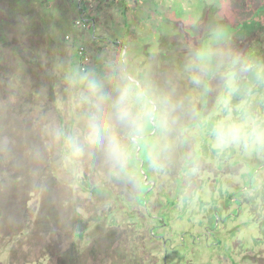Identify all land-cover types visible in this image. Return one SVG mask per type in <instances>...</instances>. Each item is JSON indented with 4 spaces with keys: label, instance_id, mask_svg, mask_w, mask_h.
Here are the masks:
<instances>
[{
    "label": "rangeland",
    "instance_id": "rangeland-1",
    "mask_svg": "<svg viewBox=\"0 0 264 264\" xmlns=\"http://www.w3.org/2000/svg\"><path fill=\"white\" fill-rule=\"evenodd\" d=\"M78 1L0 0V264H164L148 212L166 264H264V170L237 229L214 213L264 162V0H83L98 28L76 26ZM128 78L167 102L140 169L90 137L98 116L138 155L112 111ZM219 122L239 137L218 143ZM208 222L228 239L179 237Z\"/></svg>",
    "mask_w": 264,
    "mask_h": 264
},
{
    "label": "clouds",
    "instance_id": "clouds-1",
    "mask_svg": "<svg viewBox=\"0 0 264 264\" xmlns=\"http://www.w3.org/2000/svg\"><path fill=\"white\" fill-rule=\"evenodd\" d=\"M86 7L84 12L81 13L83 18L76 21V26L79 28H88V25L89 27L94 26L91 19L87 18L90 12H87ZM81 21L87 22L86 27H81L77 24ZM88 22L90 23L88 24ZM81 56L82 60L85 61L86 56H84L83 52ZM89 86L94 91H99L93 82H89ZM98 99L103 103L105 97L100 94ZM112 111L120 127L126 131L129 142L134 145L145 140L149 125L160 132L166 131L169 126L167 102L163 98L153 96L138 81L132 78H128L126 85L119 89L118 96L112 101ZM89 129L92 143L104 146L107 158L115 166L126 167L128 165L132 158L128 146L122 142L118 135L113 134L109 128L103 127L99 122L98 116L90 118ZM212 134L218 143L223 144L229 140L237 139L240 132L235 127H229L226 122H219L213 127ZM68 143L73 154L82 152L83 149L78 140L69 139ZM152 157L153 153H149L150 160ZM144 178L147 179V176Z\"/></svg>",
    "mask_w": 264,
    "mask_h": 264
},
{
    "label": "flooded vegetation",
    "instance_id": "flooded-vegetation-1",
    "mask_svg": "<svg viewBox=\"0 0 264 264\" xmlns=\"http://www.w3.org/2000/svg\"><path fill=\"white\" fill-rule=\"evenodd\" d=\"M138 159H139V157H137V160ZM263 161L264 160H262V162ZM237 163H235V164H237ZM249 166L251 167V169L249 168ZM147 168L150 170L149 166H147ZM245 168H246L247 172H244L240 175V178L242 181V186L237 187L235 192H233L231 194L227 193L225 196V199L229 198V202L231 204L229 203V206H226L223 202L220 203V200H219V208L214 211L215 216H219L220 222L223 223V226H225L226 229L228 227H230L231 230L237 229L238 225L235 222L238 221V217L248 215L250 212L253 211V206L250 204V196L249 195H250V192L253 191V189L255 187L253 185L254 179L258 176V174L260 172H262L264 170V162L263 163L257 162L256 164L254 162H249V163L245 164ZM235 170H238V168H233V172ZM250 173H252L253 176L249 175ZM248 176H250V177H248ZM144 183L148 186L147 190H149V189H152L154 187V185L156 183V179H154V177L152 175V176H150V179H148V180L146 179V181H144ZM140 185H141V183L138 184V187ZM247 191L249 192V195L244 194V192H247ZM144 194L148 195V194H150V192L145 191ZM244 195H246L245 198H243ZM149 198L150 197H148V199ZM148 199H147L146 204L142 205L143 208H147V205L150 201V199L149 200ZM138 205H140V204L138 203ZM148 213L150 214L148 217L152 218L153 221L154 222L156 221L158 224V225L156 224L157 226L156 225H152L151 227L148 226V228H147L148 233L153 238V241H155L156 243L159 240H161L162 247L165 250L164 264H166V258H167V252H168L167 251V244L169 245L170 249H174V247L172 246V238L171 237H165L162 234H159L156 232L157 229L164 227V221H165L166 217H164V216L159 217L157 215V213L153 214L155 216H152V214L150 212H148ZM164 215H166V214H164ZM160 226H163V227H160ZM223 226H222V228H223ZM214 227L215 228L219 227V225H216V226L213 225L212 226L211 223L208 222L205 224V226L203 228V232H199L198 234H192L191 232H187V233L180 234L179 237H181V238L186 237V236H189L190 238H196L197 237L198 240H201V238H204V237H205V239L212 238L213 240L218 241L219 244L221 243L220 239H224V240L228 239V236H222V234L219 233L217 230H215ZM198 230H200V229H198Z\"/></svg>",
    "mask_w": 264,
    "mask_h": 264
},
{
    "label": "trees",
    "instance_id": "trees-1",
    "mask_svg": "<svg viewBox=\"0 0 264 264\" xmlns=\"http://www.w3.org/2000/svg\"><path fill=\"white\" fill-rule=\"evenodd\" d=\"M82 4H84V1L83 0H79L78 1V4H74V8L76 9V19L77 20H79V19H81V18H83V17H81L82 15H81V13L82 12H84V10H85V8H84V6L82 5ZM90 19H91V21L94 23V26H90V28H98V26H97V22H95V19L93 18V17H90ZM226 32H228V31H226ZM230 32V31H229ZM231 32H233V31H231ZM230 32V33H231ZM229 33V34H230ZM225 37V36H224ZM221 39H223V36L221 37ZM77 57H79V60L81 61L82 60V57L79 55V51L77 52ZM152 130H153V128L151 127V125H149L148 126V129H147V131H146V137H145V140H143V141H141L139 144H136L135 146H136V148H137V150L139 149V151H138V155L136 156V157H132V160L134 161V163H136V164H138L139 165V169H140V162H139V160H137V157H139V158H143V160H144V162H146V159H148L149 160V155L147 154V151L149 152V147H153L154 146V144H153V142H151V140H152V138H153V134H151V135H149L151 132H152ZM140 146V148H139V146ZM143 170V169H142ZM144 171V170H143ZM147 176V180L148 179H150V176H148V175H146ZM138 177H139V179H143L145 176L144 175H142V174H140V172L138 173ZM141 183V185L139 186L140 188H141V193L142 194H140V195H138L137 197H136V201L142 206L143 204H146V202H147V199H148V197H149V194L148 195H146V194H144L145 193V191H147V189H148V186L147 185H144L143 184V181L142 182H140ZM168 202V201H167ZM168 204V203H167ZM165 207H167L166 205H165ZM163 209V208H162ZM161 212V211H160ZM171 215V212H170V210L168 211V213L166 214V216H167V218L169 217ZM166 219V218H165Z\"/></svg>",
    "mask_w": 264,
    "mask_h": 264
},
{
    "label": "built area",
    "instance_id": "built-area-1",
    "mask_svg": "<svg viewBox=\"0 0 264 264\" xmlns=\"http://www.w3.org/2000/svg\"><path fill=\"white\" fill-rule=\"evenodd\" d=\"M86 21H81V22H78L77 24L80 25L81 27H86Z\"/></svg>",
    "mask_w": 264,
    "mask_h": 264
}]
</instances>
